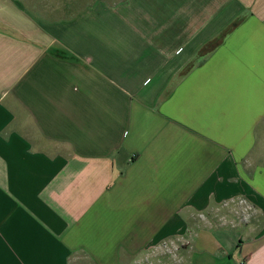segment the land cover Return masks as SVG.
<instances>
[{"label": "crops", "instance_id": "0c3cea01", "mask_svg": "<svg viewBox=\"0 0 264 264\" xmlns=\"http://www.w3.org/2000/svg\"><path fill=\"white\" fill-rule=\"evenodd\" d=\"M73 1L0 0V264H264V0Z\"/></svg>", "mask_w": 264, "mask_h": 264}, {"label": "built area", "instance_id": "2783aa9c", "mask_svg": "<svg viewBox=\"0 0 264 264\" xmlns=\"http://www.w3.org/2000/svg\"><path fill=\"white\" fill-rule=\"evenodd\" d=\"M222 211L227 212V215L222 214ZM255 213V207L243 196L230 197L221 202V205L213 210V219L219 225L222 226H237L239 223H247L252 218ZM203 218L208 219V216L201 215ZM216 216V217H215ZM208 221H211L208 219ZM179 243V244H178ZM186 243L180 241V239H164L159 244L154 247V252L157 254L175 255L174 251L180 249L181 245ZM180 245V246H179ZM182 248V247H181ZM177 259V256L174 257ZM141 264H154L153 262L146 261V263ZM178 264H186L182 259L178 260Z\"/></svg>", "mask_w": 264, "mask_h": 264}, {"label": "rangeland", "instance_id": "374dc122", "mask_svg": "<svg viewBox=\"0 0 264 264\" xmlns=\"http://www.w3.org/2000/svg\"><path fill=\"white\" fill-rule=\"evenodd\" d=\"M84 2V1H83ZM72 3H75V0L72 2ZM78 3V2H77ZM211 216H213V215H211ZM179 244V243H178ZM180 246V245H179ZM181 247H182V245H181ZM180 247V249L178 250V252H177V250L176 251H174V253L176 252V254L175 255H171V254H169V253H166V254H164V253H162V256H163V259L164 260H166L165 261V264H178V260L179 259H182V248ZM154 249V248H153ZM175 256H177V259H175L174 257ZM132 264V263H131ZM154 264H156L155 262H154Z\"/></svg>", "mask_w": 264, "mask_h": 264}]
</instances>
